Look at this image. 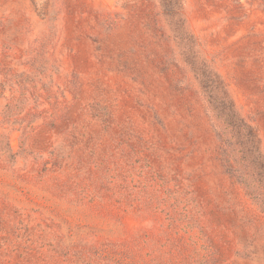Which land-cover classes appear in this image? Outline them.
I'll use <instances>...</instances> for the list:
<instances>
[{
    "label": "rangeland",
    "instance_id": "374dc122",
    "mask_svg": "<svg viewBox=\"0 0 264 264\" xmlns=\"http://www.w3.org/2000/svg\"><path fill=\"white\" fill-rule=\"evenodd\" d=\"M161 5L0 0V264H264V0Z\"/></svg>",
    "mask_w": 264,
    "mask_h": 264
},
{
    "label": "trees",
    "instance_id": "16d2710c",
    "mask_svg": "<svg viewBox=\"0 0 264 264\" xmlns=\"http://www.w3.org/2000/svg\"><path fill=\"white\" fill-rule=\"evenodd\" d=\"M161 2L164 14L173 16L177 12L176 7L180 0H161ZM227 117L225 129H235L238 138L233 143L237 146L240 159H244L242 162L246 161L251 165L254 169V171L252 170L251 172V176H253L254 180L259 183V187H261V185H264V158L261 157L260 151L258 150L255 133L249 126L244 124L242 120L235 116L230 106L228 107ZM240 135L242 138H240ZM233 136L234 135H232V137ZM253 197L264 206V200L258 192V187H256V192L253 193Z\"/></svg>",
    "mask_w": 264,
    "mask_h": 264
}]
</instances>
